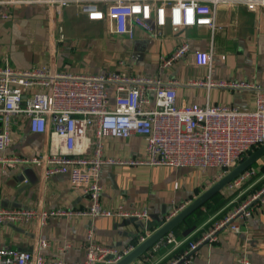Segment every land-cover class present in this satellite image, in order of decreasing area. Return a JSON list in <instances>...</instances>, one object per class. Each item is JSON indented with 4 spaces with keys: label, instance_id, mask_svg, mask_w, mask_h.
<instances>
[{
    "label": "crops",
    "instance_id": "0c3cea01",
    "mask_svg": "<svg viewBox=\"0 0 264 264\" xmlns=\"http://www.w3.org/2000/svg\"><path fill=\"white\" fill-rule=\"evenodd\" d=\"M3 1L0 0V67L8 64L19 70L48 68L60 73L94 76L126 71L165 82L178 80L180 104L227 105L239 111L255 109L258 91L235 87L236 84L264 89V10L250 12L241 5L220 6L217 20L223 27L222 32L212 34L205 28L167 26L160 39L137 29L135 38L130 40L111 34L104 21H90L74 6L58 10L44 4L7 5ZM106 5L102 7L105 9ZM2 14L9 18L2 19ZM180 40L187 41L190 55L170 68H161L160 57L173 54ZM196 51L212 53L209 68L193 64L192 53ZM208 78L214 85L188 84L191 80ZM48 145L46 136L33 134L27 120L19 117L13 127L11 146L0 156L41 157L47 153ZM145 145L142 137L108 138L104 141L103 155L137 159L144 155ZM257 164V168L248 169L255 170L256 175L241 189L232 192L227 186L210 200L214 206L220 201L224 205L209 213L198 227L189 234L182 232L181 239L172 233L167 235L133 264H169L180 249L185 252L190 243L201 241L223 218L264 187L260 185L264 174L257 175L264 158ZM46 167L47 164L5 167L0 164V207L77 211L90 203L81 190L70 186L68 175L46 177ZM219 180L216 169L103 166L100 172L102 206L111 212H117L119 207L127 213L146 211L147 220L115 215L96 219L66 216L53 217L44 223H4L0 226V250L39 251L46 261L62 259L82 263L86 260L89 234L103 246L137 248L142 244L140 237L147 235V231L151 236ZM233 223L241 231L233 232L230 226L217 230L215 241L200 243L190 254L194 264H241L243 261L264 264V206L257 207L251 218L239 217ZM169 238L173 242L169 243ZM41 239L47 240V248L41 249Z\"/></svg>",
    "mask_w": 264,
    "mask_h": 264
},
{
    "label": "built area",
    "instance_id": "2783aa9c",
    "mask_svg": "<svg viewBox=\"0 0 264 264\" xmlns=\"http://www.w3.org/2000/svg\"><path fill=\"white\" fill-rule=\"evenodd\" d=\"M107 1V2H106ZM4 4H44L58 10L77 7L90 21H104L108 31L133 40L140 29L154 39L163 36L167 26L178 29L205 28L212 34L222 32L217 10L220 6H245L250 12L264 10V0H4ZM107 3L106 8L102 6ZM2 19H8L2 14ZM64 39V35L60 36ZM196 67L211 66L212 53L193 52ZM190 55L186 40L169 56L160 57V67L170 68ZM124 65L123 62L120 63ZM123 67V66H121ZM192 86H210L211 79L191 80ZM178 80L162 81L142 74L111 71L98 76L60 73L48 68L19 70L6 64L0 67V154L12 143L13 127L19 117L27 120L33 134L46 136L48 151L41 157L6 158L2 166L47 164L45 176L66 174L70 186L81 190L90 200L82 210L42 211L0 207V226L4 223H44L53 217L148 219V213L111 212L102 206L103 166H163L174 168L216 169L220 179L235 168L252 150L264 145V89L249 84L235 87L257 90L252 111H239L227 105L201 107L178 102ZM218 85L223 86L222 83ZM142 137L146 141L141 158L105 157L104 141ZM256 175L251 169L231 182L229 190L241 189ZM264 206V187L223 218L201 241L190 243L187 251L169 264H194L190 254L200 243L215 241L216 231L230 226L239 233L237 218H251ZM183 209V207H182ZM117 213V214H114ZM150 236L140 237V243ZM169 238L168 242H173ZM41 249L48 247L40 240ZM134 246L119 249L96 243L88 235L86 260L68 263L62 259L46 261L41 252L19 249L0 250V264H117ZM241 264H250L247 261Z\"/></svg>",
    "mask_w": 264,
    "mask_h": 264
},
{
    "label": "water",
    "instance_id": "95a60500",
    "mask_svg": "<svg viewBox=\"0 0 264 264\" xmlns=\"http://www.w3.org/2000/svg\"><path fill=\"white\" fill-rule=\"evenodd\" d=\"M264 158V145L243 159L228 174L217 181L212 187L202 193L193 202L183 208L174 217L162 224L145 242L135 248L128 256L117 264H133L136 260L147 253L155 244L162 241L171 234L181 223H183L195 211L202 208L214 196L221 193L231 182L237 179L245 171Z\"/></svg>",
    "mask_w": 264,
    "mask_h": 264
},
{
    "label": "trees",
    "instance_id": "16d2710c",
    "mask_svg": "<svg viewBox=\"0 0 264 264\" xmlns=\"http://www.w3.org/2000/svg\"><path fill=\"white\" fill-rule=\"evenodd\" d=\"M255 150L250 151L245 156V158L251 153H253ZM257 167H258V164H255L251 168H257ZM263 174H264V165L261 166L260 171L259 173H257V175L259 177V176H262ZM260 185H264V181L261 182ZM222 205H224V201H220L218 205L216 206H214L212 201L207 202L205 206L203 207L207 211V213L204 212L203 208L198 209L191 216H189L183 223H181L176 229H174L172 234L176 235L178 239H181L182 232L184 234H189L192 230H194L196 227H198L202 222H204L208 218L209 213H212L215 210L219 209ZM183 253H184V249L182 248L179 250L176 259Z\"/></svg>",
    "mask_w": 264,
    "mask_h": 264
},
{
    "label": "rangeland",
    "instance_id": "374dc122",
    "mask_svg": "<svg viewBox=\"0 0 264 264\" xmlns=\"http://www.w3.org/2000/svg\"><path fill=\"white\" fill-rule=\"evenodd\" d=\"M156 56H157V58L160 57L158 53L156 54Z\"/></svg>",
    "mask_w": 264,
    "mask_h": 264
}]
</instances>
